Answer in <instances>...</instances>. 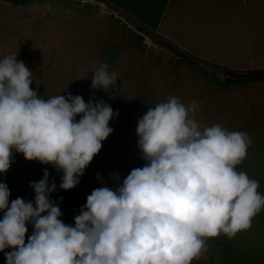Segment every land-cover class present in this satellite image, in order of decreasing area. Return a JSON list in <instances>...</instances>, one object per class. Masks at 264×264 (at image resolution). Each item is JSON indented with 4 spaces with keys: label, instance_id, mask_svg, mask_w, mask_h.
<instances>
[{
    "label": "clouds",
    "instance_id": "clouds-1",
    "mask_svg": "<svg viewBox=\"0 0 264 264\" xmlns=\"http://www.w3.org/2000/svg\"><path fill=\"white\" fill-rule=\"evenodd\" d=\"M92 73L93 89L117 87L108 64ZM32 75L17 56L0 60V173L18 152L52 165L63 173L59 187L73 189L113 132L109 121L119 111L94 97L87 103L71 94L42 99L30 87ZM197 109L175 96L149 107L136 127L146 164L115 190L94 189L74 226L61 220L50 199L56 184L47 170L30 184L35 206L19 197L9 204L10 189L0 182V252L12 249L6 264H191L207 251V238H231L250 228L264 195L259 182L236 166L252 141L246 132L201 125ZM112 178L119 182L118 175Z\"/></svg>",
    "mask_w": 264,
    "mask_h": 264
},
{
    "label": "rangeland",
    "instance_id": "rangeland-1",
    "mask_svg": "<svg viewBox=\"0 0 264 264\" xmlns=\"http://www.w3.org/2000/svg\"><path fill=\"white\" fill-rule=\"evenodd\" d=\"M14 1L27 7L17 13L21 23L0 28V32L11 33L10 56H17L33 72L32 90L45 100L60 94L80 95L86 103L93 97L102 99L119 115L109 121L113 132L73 189L59 187L63 173L52 165L14 153L9 170L0 173V182L10 189L9 204L19 197L35 206L30 184L41 180L47 170L50 183L54 180L56 184L50 199L59 205L61 220L74 226V217L94 189L115 190L133 168L146 164L137 144L138 119L170 96L184 104L195 102L194 119L203 126L220 124L228 131L249 135L252 142L236 170L257 180L258 192L264 195V172L253 169L264 164V80L235 81L240 77L230 73L231 69L186 52L103 0ZM10 14L3 11L0 17ZM102 63L117 74V87L110 93L91 87L92 71ZM3 215L0 211V219ZM26 227L27 243L33 225ZM227 246L230 264H264V207L251 219L250 228L231 238L223 233L207 238V251L191 264H227ZM10 251L0 252V264H6L5 252Z\"/></svg>",
    "mask_w": 264,
    "mask_h": 264
},
{
    "label": "crops",
    "instance_id": "crops-1",
    "mask_svg": "<svg viewBox=\"0 0 264 264\" xmlns=\"http://www.w3.org/2000/svg\"><path fill=\"white\" fill-rule=\"evenodd\" d=\"M103 1L198 58L235 72L264 69V0ZM24 8L0 0V12H14L0 17V28L20 25L17 13ZM11 46V33L0 32L2 59L10 56ZM255 166V172H264V164ZM230 255L227 246V264Z\"/></svg>",
    "mask_w": 264,
    "mask_h": 264
},
{
    "label": "trees",
    "instance_id": "trees-1",
    "mask_svg": "<svg viewBox=\"0 0 264 264\" xmlns=\"http://www.w3.org/2000/svg\"><path fill=\"white\" fill-rule=\"evenodd\" d=\"M9 1L16 3V4H20L19 2L14 1V0H9ZM230 73L240 77L239 80H235V81L253 82V81L264 80V69L250 70L248 72L232 71Z\"/></svg>",
    "mask_w": 264,
    "mask_h": 264
}]
</instances>
